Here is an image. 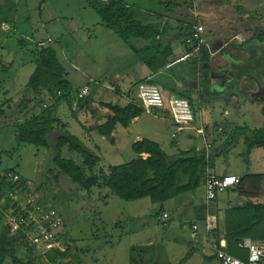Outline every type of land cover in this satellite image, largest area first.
I'll return each mask as SVG.
<instances>
[{
    "label": "rangeland",
    "instance_id": "374dc122",
    "mask_svg": "<svg viewBox=\"0 0 264 264\" xmlns=\"http://www.w3.org/2000/svg\"><path fill=\"white\" fill-rule=\"evenodd\" d=\"M194 1L196 11L204 14L199 16L198 20L204 28L203 43L214 52L210 56L211 64H230L226 71L232 74L241 71L238 66L231 65L224 55L236 49L237 40H234V35L240 34L246 39L250 37L251 40V30L257 28V33H263V41L259 46L264 51V16L259 14L264 11V0ZM39 2L0 0V17L4 18L0 25V172L4 168L13 169L27 180L31 190H34L33 187L39 189V200L59 213L63 224L60 233H69L75 246L70 264H133L132 258L137 257L141 249L132 243L131 229L139 224V220L142 224L148 221L154 224L149 200L145 198L131 202L123 201L97 186L85 190L59 171L52 162L51 151L15 141L11 110L18 102L20 93L34 70L36 46L42 42H51L50 45L66 68L72 84L70 102L62 99L55 106L59 124L54 125V130L59 131V127L64 125L69 133L77 136L99 157V163L95 166L96 174H99V171L107 173L109 166L130 161L134 157L131 144L138 133L142 138H149L150 133L157 130L164 139H169L174 132L177 139L171 140L175 142L180 139V146H177L183 149L188 146L187 136L195 131H176L167 110L162 112L164 115L157 117L144 111L135 124L126 128L117 126L110 137H101L95 131H89L87 128L91 125L103 122L105 117L103 118L101 113L107 114L102 103L125 105L134 99L138 83L134 73H141V70L133 66L138 63H134L128 46L111 30L101 25L99 16L83 0L46 1L45 10L41 15L38 13V8L41 7ZM175 2L179 3L178 0ZM54 14L55 17H51ZM74 17H78V22L69 20ZM252 17L254 19L250 21ZM170 20L166 21L174 29L179 27L180 23L184 25V18L181 16H174ZM253 40L257 42V36H254ZM219 43L229 46L222 51H216ZM172 47L174 53L180 52L178 38L172 41ZM254 53L250 48L245 54L243 51L237 52L240 54L238 57L242 54V57L247 58L252 57ZM192 62L193 58H189L184 64L190 68ZM260 62L254 69L255 72L249 71L248 76L244 74V78L241 73L237 85L240 92L238 97L243 94V102L239 108L233 109L223 102H214L213 108L208 110L207 105L203 104L200 110L202 112L197 111L198 123L201 122L204 129L208 127L206 133L212 145L209 153L218 152L214 157L216 174L233 173L237 176L264 172V158L258 151L264 148H256L253 151L252 162L248 168L241 156L244 137L254 129H264V117L260 113V107L264 105V61ZM195 71L193 68L190 73L192 81H195ZM158 81L162 82L159 76ZM221 82L215 83L218 89L222 87ZM223 91L227 95L231 92L225 87ZM223 91L221 95L225 97ZM81 92L83 95L79 98ZM191 92L196 93L195 88ZM87 97L90 102L84 103ZM194 107H198L197 102ZM88 125L89 127H86ZM222 130L224 131L221 133ZM196 135L200 139H194L197 149H204L201 135ZM221 143L225 147H221ZM161 146L167 154H173L179 148L174 149L175 147L172 148L167 143H162ZM63 156L81 165V158L76 153H69L64 149ZM241 188L243 192L258 191L264 194V181L256 184L250 180L244 187L240 185ZM237 190L233 188L219 196L221 200L228 199L230 206H239L245 200L238 195ZM31 193L33 192L31 191L30 195ZM195 193L199 194L197 191ZM183 196L175 198L174 202L183 199ZM137 212L144 213L141 214L143 217H137L138 221L134 218ZM152 230L158 236L167 235L166 229L161 226L155 225ZM167 247L168 245L165 246L166 249ZM171 250L174 251L173 248ZM169 254L171 251L168 255L163 251L162 256L168 257ZM3 264L13 262L6 258Z\"/></svg>",
    "mask_w": 264,
    "mask_h": 264
},
{
    "label": "trees",
    "instance_id": "16d2710c",
    "mask_svg": "<svg viewBox=\"0 0 264 264\" xmlns=\"http://www.w3.org/2000/svg\"><path fill=\"white\" fill-rule=\"evenodd\" d=\"M39 1V5H42L49 0ZM83 1L99 16L101 25L111 30L128 46L133 54L134 63L144 65L152 73L164 69L170 62L192 52L191 56L173 65L184 64L189 58H193L191 64L196 69L193 72L195 73V81L190 79L189 82L185 81L184 91L175 92L172 90L173 93L166 94L164 93L165 88L158 85L152 77L150 82L158 87L164 98L173 95L187 99L197 118L199 108L195 109L194 104L197 102L201 106L203 104L207 105L206 100H209L208 98L205 100V97L206 92H208L207 77L210 72L211 55L207 46L203 43V37L196 51H193L195 46L192 43H186V38L193 31V26L199 24L194 16L195 1L178 0L179 3L175 0ZM38 10L40 11V8ZM259 14L264 16V11L262 10ZM174 16L175 18L183 17L184 25L180 23L179 27L174 29L167 23ZM3 19V17H0V25ZM149 19L153 21L148 22ZM162 19L167 21L165 22ZM253 19L252 17L250 21H253ZM257 29L251 30L252 39L249 40V37L241 45L243 48L245 46L247 49L250 48L255 53L249 60L240 63L244 64V67L241 71L234 73V79L226 84L225 88L228 90H233L237 86L242 74L247 75L249 71L255 72L254 69L261 64L260 61H264V51L259 46L263 41V33H257ZM254 36H257V42L253 40ZM176 38L180 40V52L183 53L177 57H175L177 52L174 53L172 47V41ZM50 43V41L47 44L42 42L36 46L33 61L34 70L25 83L18 102L11 110V124H14L16 143L29 144L51 151L52 162L59 171L85 190L97 186L127 202L147 198L151 204L158 205L154 216L158 217V223H161L159 216L162 213L165 212L169 216V213L163 210V205L172 202L179 195L194 192L200 186L206 170L214 167V155L211 154L212 152L209 153V150V154H207L205 148L199 150L194 145L189 146L186 150L177 148L173 154H167L156 141L142 138L131 144V151L135 155L133 159L123 164L109 166L107 173L99 171V174H96L95 166L99 163V157L87 148L77 136L69 133L64 125L59 127V131L54 130V125L57 124L58 126L59 124V120L55 115V106L62 99L67 100L68 103L70 102L72 84L68 79L66 68ZM230 63L236 66V62ZM251 67L252 69H249ZM184 73L182 70L178 71L182 79H186L183 76ZM145 78L139 80L137 85L144 82ZM194 88L196 93L191 92ZM58 92H60L59 95ZM136 92L137 86L135 87L134 99L125 105L102 103L107 111V114L101 113L103 118L105 117L103 122L93 124L90 127L88 125L86 126L89 127L87 129L95 131L101 137H110L117 126L128 127L133 119L138 118L144 112L143 108L137 104ZM213 94L218 95V92H213ZM221 94L223 93L219 95ZM89 100L90 98L87 97L84 103L90 102ZM260 113L264 117V105L260 107ZM84 125L82 126L85 127ZM205 131H208L207 126ZM243 145L241 156L246 168H248L251 150L253 148H264V129L252 130L250 135L245 136L243 139ZM64 149L69 153H76L81 158V165L70 158L64 157ZM9 173L16 172L9 168H4L0 172V198L6 197L9 193L19 197L20 195L16 191H19V193L22 190L25 192L26 189V191H29L25 187L27 180L19 174L20 182L10 184L6 176ZM256 175L247 173L236 176L239 183L234 188L235 190L238 189L239 196L250 199L256 195L258 191L243 192V188L240 189V185L244 187L245 183L250 180L260 184L264 174ZM20 187L21 190H18ZM34 190L39 199V189L34 187ZM21 195L23 197V193ZM4 211L5 206L3 205L0 209V264H3L6 258L11 259L13 264L71 263L75 246L69 233L64 235L70 242L65 252L51 250L46 254H40L27 239L22 230L23 226L13 228V225L9 224L8 220L4 218ZM214 211L217 225L210 232L216 249L221 248L220 238L223 237L225 248L222 249L234 257L246 260L248 251L240 247L245 239L264 243V204L248 202L245 205L231 206L220 211L214 205ZM190 255L191 251L189 250L178 264L184 263ZM133 264L138 263L133 262Z\"/></svg>",
    "mask_w": 264,
    "mask_h": 264
},
{
    "label": "crops",
    "instance_id": "0c3cea01",
    "mask_svg": "<svg viewBox=\"0 0 264 264\" xmlns=\"http://www.w3.org/2000/svg\"><path fill=\"white\" fill-rule=\"evenodd\" d=\"M44 10H45V6L43 3L40 7V11L38 10V13L42 14ZM196 10L197 9L195 6L194 16L197 22L201 24L198 20V17L202 15L197 14L198 12ZM51 17H55V14L54 16L52 15ZM77 19L78 17H74V18H70L69 20L78 22ZM147 21L152 22L153 20L149 19ZM245 39L246 38H244L243 35H240V34L234 35V40H237L236 49L232 51L231 53L224 55L225 59H227L229 62H236V66H238V70L244 67V64H240L241 62L243 63L249 60V58H247L246 56L242 57V54H241V56L238 57V55L240 54H237L238 51H243L244 54L247 52L246 46L244 48L241 47L242 43L243 44L245 43ZM228 45L219 43L217 45L218 47L216 51H222ZM181 52H177V55L175 57L182 55L183 53ZM209 53L210 55H213L214 52L209 50ZM133 66H135L136 68L139 67L141 70V73H137V72L134 73V76L138 79V81L147 76H150L158 85H162L163 88H165L164 93L166 94L171 93L172 90L175 92L184 91L186 82H189L190 73L192 69L194 68L193 66L189 68L186 64H178V65L176 64L175 66L171 68H164L162 70L152 73L142 64H133ZM227 66H230V64H227ZM227 66H224L223 64H210V72L207 77V82H208L207 91L208 92H206L207 94L205 97V100L206 98L209 99V100H206L208 110L210 109V107L213 108L214 102H220V103L223 102L227 107H233V109L239 108V105L243 102L242 101L243 94H242V97L240 98L238 97L240 96V92L238 89L239 85H237L233 90H231V92L228 95L227 93H224L226 94L225 97L222 95H219L224 90V87L226 86V84L230 83L234 79V74L226 71ZM180 70H182L183 73L185 72L183 76L186 79H182V77H180V75L178 74V71ZM158 76L162 79V82L158 81ZM244 77L245 75L243 74L242 78ZM219 81L220 82L222 81L221 82L222 87L220 89H218L215 86V83ZM213 92H218V95H214ZM234 99H236L235 103H234ZM197 105L198 107H194V108L195 109L199 108L201 110V105L199 103ZM199 109L198 111L202 112ZM150 112H145V113L149 115H153L154 117H157L158 115H164L162 114L164 110L152 109V111ZM228 114L229 112H227V115ZM138 118L133 119L130 125L135 124ZM223 131L224 130H222L221 133ZM211 133H212V130H211ZM211 133L209 132V135H211ZM150 134H151V137H149V139L156 141L157 143L160 144V146L162 145V143L163 144L167 143L170 145V147L172 148L175 147L174 149L180 146V141H179L180 139L177 140L178 143H176V141L174 142L173 140H171L172 138L171 136L169 139H164L157 130L152 131ZM187 137H188L187 139L188 146L184 147L183 150L188 149L189 146L191 145L196 146L197 143H195L196 140L194 141V139L200 140L197 137H195L194 134H189ZM141 139L142 137H140L138 133L137 135H135L133 142L139 141ZM221 144H222L221 147H225L223 146V143ZM255 149L256 148H253L249 154L250 164L252 162L251 155ZM258 151H259V154L264 158V150H258ZM213 155H214L213 157H216L217 153H214ZM143 156H146V155H143ZM212 170L214 171V167L212 168ZM226 174L233 175V173H225V174L223 173V174H217V175H226ZM258 174H264V172L258 173ZM241 175L242 174H237V177ZM261 180L263 182L264 177ZM196 191L199 194L195 193ZM221 194L222 193H220L219 195L221 196ZM183 195H184L183 199L176 201L177 203L174 202L173 200L172 202H167L163 205V210L169 213V217H170L169 225H168L169 228L163 227L161 223H158L159 221L158 217L156 218L154 216L156 210L158 209V205L151 204L150 201L149 203H150V208L152 211L151 217L153 218L154 224H152V222L150 221H148L146 224L140 223L141 221L137 217L142 216L141 214H144V213L143 212L136 213L134 218L136 221L139 220L138 221L139 224L131 229V231L133 232H131L130 235L133 237L132 243L137 244L134 246L136 248H140L141 250L137 257L132 258L133 262H136L138 264H178L182 260V258L185 256V254L190 250L191 251L190 257L182 264H219V261L215 256V245L213 242V238L211 236V232H210L211 230H206L204 226L205 210L203 206L204 189H203L202 184L200 183V186L194 192L185 193ZM218 196L215 202L216 209H219L220 211L228 207H231L228 199L221 200V197L220 196L218 197ZM184 197L186 198L184 199ZM241 198H244V197H241ZM219 200H221V203H222L221 205L219 204L220 202ZM244 200L245 201L241 205H245L248 202L253 203V204H264V194L261 192H257L254 197L250 199L244 198ZM194 224L197 225L198 227L197 230L192 229V225ZM155 225L161 226L162 228L166 229L165 231V234L167 233L166 237L156 235L154 230H152L153 226ZM245 240H251V239H245ZM255 242H259V241H255ZM169 243L171 246H169ZM260 243H263V242H260ZM166 245H168L167 247L168 249L165 248ZM220 246L225 248V240L223 237L220 238ZM171 248H173L174 251H172ZM163 251H166V255H168V253L171 251V254H169L168 257L165 256L163 258L162 256Z\"/></svg>",
    "mask_w": 264,
    "mask_h": 264
},
{
    "label": "built area",
    "instance_id": "2783aa9c",
    "mask_svg": "<svg viewBox=\"0 0 264 264\" xmlns=\"http://www.w3.org/2000/svg\"><path fill=\"white\" fill-rule=\"evenodd\" d=\"M192 30L186 38V43H192L195 46L193 51H196L201 44L204 28L201 24H197L193 26ZM191 55L192 52L187 53L167 64L165 68H170L178 61H182ZM150 80L151 77H146L144 82H140L137 85L136 96L138 98V104L145 112H150L152 109L167 110L171 121L176 126V131L179 132L184 129L194 130L196 137V134H200L204 141L206 152L209 154L210 142L208 141V135L202 123H198V117H195L187 99L173 95L164 98L158 87L151 83ZM83 93L85 92L83 91ZM82 95L81 92L78 97L81 98ZM172 138L175 140L177 136L172 134ZM176 143L178 142L176 141ZM6 176L10 184H18L21 180L20 176L16 173H9ZM238 183L239 179L235 175H217L212 169L206 170L201 180L204 189V226L206 230L215 229L217 225V218L214 211L217 195L234 188ZM25 185L29 191H26L27 189L25 192L22 190L21 193L16 191L20 195L19 197L9 193L6 197L3 196L0 198V209L3 205L5 206L4 218L8 220L9 224L13 225V228H19L22 225V230L27 236V239L40 254H46L51 250L65 252L70 242L64 237L65 233H60L63 224L60 221L59 213L54 208L39 200L40 198L38 199L36 191L31 190L30 185H27V183ZM18 190H21V187ZM31 191L34 194L31 193L30 195ZM22 193L23 197L21 195ZM159 219L163 227H168L169 216L167 213H162ZM192 229L197 230V225H192ZM240 247L248 251L246 260L234 257L224 251L222 249L223 247L219 249L215 248V255L219 264H264V243L244 240L240 244Z\"/></svg>",
    "mask_w": 264,
    "mask_h": 264
},
{
    "label": "water",
    "instance_id": "95a60500",
    "mask_svg": "<svg viewBox=\"0 0 264 264\" xmlns=\"http://www.w3.org/2000/svg\"><path fill=\"white\" fill-rule=\"evenodd\" d=\"M197 14H199V15H203V13H200V12H198Z\"/></svg>",
    "mask_w": 264,
    "mask_h": 264
}]
</instances>
